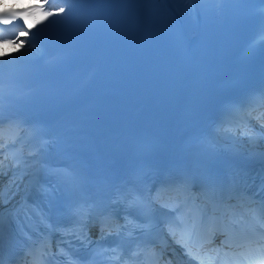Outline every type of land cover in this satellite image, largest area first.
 <instances>
[{
  "label": "snow or ice",
  "instance_id": "6c2138e0",
  "mask_svg": "<svg viewBox=\"0 0 264 264\" xmlns=\"http://www.w3.org/2000/svg\"><path fill=\"white\" fill-rule=\"evenodd\" d=\"M73 0H69V7L59 8L55 10V13L50 11L47 13H41V15L50 16L53 14L64 13L65 11H71V4ZM39 3L29 4L27 7L21 9L15 4L11 7L3 6L2 0H0V23L4 25H10L14 18H21L24 23H28L30 17L33 16L34 10L40 8ZM26 33H20V35H25ZM9 63V61L0 60V68L3 64ZM2 80V77H0ZM264 92V90H262ZM43 146L41 152L36 155H42ZM38 162V161H37ZM17 164L11 165V167H17ZM4 165L0 162V177L7 175V172L3 171ZM66 178L71 183H75L76 178L71 174H66ZM167 187L165 188L162 184L160 189L156 190V195L151 196L148 199V204L145 205V201L141 199L143 193H138L136 189L128 190L125 194V200L128 201L130 207L138 206H150L152 204L159 205L161 209H167L166 217L161 221L164 227L167 229L169 235L174 238L177 237L179 233V239L177 243L181 244L184 249L185 255L188 257L189 264H192L193 260L199 261V264H264V238L258 237L255 240V244L258 247V251L255 255H248V246L254 243L253 238L249 232L242 228L244 217L248 215L258 216L264 224V199L260 205L259 210L243 208L241 211L237 212L232 209L231 206L228 208L224 207V201L231 199L230 192L225 191L222 186L213 184L209 186L203 193L201 197L192 198L190 195L191 188V178L188 176H177L171 181L165 182ZM15 187L16 191L13 190ZM19 191V185L16 183L14 178H10L9 184L4 186L0 182V207L9 204L16 196ZM167 191L169 193H183L187 195V199H180L179 195L175 201L161 200V192ZM261 191H264V186H262ZM192 199H202V203L199 205L193 204L189 208L188 201ZM208 209H212L213 212L219 211L221 214L207 215ZM14 211L19 214L20 212H25V218L31 219L32 215H36L43 227H50L46 223L49 219L46 213L42 209L37 210L36 208L31 209V213L28 211V205L25 198H21L18 206ZM3 222V216L0 215V223ZM239 229V232H237ZM219 232L224 236V240L221 242L220 246L216 249H211L207 251H202L204 244L209 242L208 238H215V234ZM111 233H105L101 230V237L106 238ZM197 238L200 239L197 251L198 255H193L191 247H189V242H194ZM91 241V238H88ZM64 255L63 251L60 252ZM0 264H5L2 252H0ZM24 264H46L43 258L38 261H25ZM65 264H76L74 261L65 259Z\"/></svg>",
  "mask_w": 264,
  "mask_h": 264
},
{
  "label": "bare ground",
  "instance_id": "6f19581e",
  "mask_svg": "<svg viewBox=\"0 0 264 264\" xmlns=\"http://www.w3.org/2000/svg\"><path fill=\"white\" fill-rule=\"evenodd\" d=\"M5 127H6V125H2V126H0V129H1V128H5Z\"/></svg>",
  "mask_w": 264,
  "mask_h": 264
}]
</instances>
